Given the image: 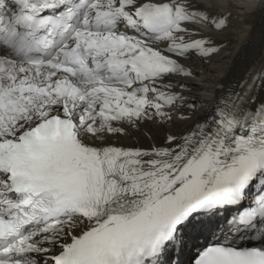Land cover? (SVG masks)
Instances as JSON below:
<instances>
[{"label":"snow or ice","instance_id":"snow-or-ice-1","mask_svg":"<svg viewBox=\"0 0 264 264\" xmlns=\"http://www.w3.org/2000/svg\"><path fill=\"white\" fill-rule=\"evenodd\" d=\"M258 8L0 0V264H264Z\"/></svg>","mask_w":264,"mask_h":264},{"label":"bare ground","instance_id":"bare-ground-1","mask_svg":"<svg viewBox=\"0 0 264 264\" xmlns=\"http://www.w3.org/2000/svg\"><path fill=\"white\" fill-rule=\"evenodd\" d=\"M244 24L252 26L247 39L239 31ZM262 27H264V8H258L252 15L236 21L237 31L229 37L230 42L227 47L214 61V66L218 70L211 73L213 78L221 80L232 79L237 74L242 73V58L245 53H251L255 50L257 57L259 56V51L264 46V41L261 40Z\"/></svg>","mask_w":264,"mask_h":264}]
</instances>
